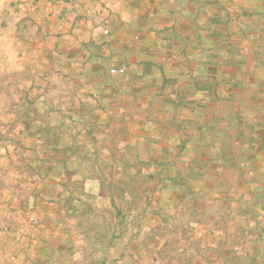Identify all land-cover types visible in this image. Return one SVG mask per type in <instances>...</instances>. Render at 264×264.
Segmentation results:
<instances>
[{"label":"rangeland","instance_id":"374dc122","mask_svg":"<svg viewBox=\"0 0 264 264\" xmlns=\"http://www.w3.org/2000/svg\"><path fill=\"white\" fill-rule=\"evenodd\" d=\"M43 1L0 0V264H264V199L255 197L264 195V17L252 21L245 46L234 47L245 83L215 101L219 115L226 107L232 115L209 127L205 153L154 148L151 162L127 154L123 164L94 157L99 163L74 175L63 164L55 181L38 165L59 148L42 149L22 119L32 109L24 84L33 77L34 31L39 20L50 22L51 0ZM239 155L250 161L246 177L236 172L239 161L225 159ZM195 159L208 161L202 176ZM239 187L247 198L227 201Z\"/></svg>","mask_w":264,"mask_h":264},{"label":"crops","instance_id":"0c3cea01","mask_svg":"<svg viewBox=\"0 0 264 264\" xmlns=\"http://www.w3.org/2000/svg\"><path fill=\"white\" fill-rule=\"evenodd\" d=\"M261 1L51 0L50 22L39 20L34 31L33 77L24 84L32 109L22 116L26 131L38 132L42 149L59 148L38 165L46 168L44 176L59 180L63 164L72 165L74 175L94 157L123 164L133 154L135 162H151L154 148L163 155L176 149L181 157L188 148L205 153L201 141L209 127L219 116L232 115V107L219 115L215 101L232 98L234 85L246 79V65L233 52L254 33V18L264 17ZM123 66L127 73H112ZM118 149L123 155L117 156ZM239 156L225 159L239 161L243 167L236 172L246 177L250 161ZM207 162H193L201 176ZM238 190L227 201L247 198Z\"/></svg>","mask_w":264,"mask_h":264},{"label":"built area","instance_id":"2783aa9c","mask_svg":"<svg viewBox=\"0 0 264 264\" xmlns=\"http://www.w3.org/2000/svg\"><path fill=\"white\" fill-rule=\"evenodd\" d=\"M135 40H138V38L136 37ZM127 72H128L127 67H121V68H119V69H113V70H112V73H113V74L127 73Z\"/></svg>","mask_w":264,"mask_h":264},{"label":"trees","instance_id":"16d2710c","mask_svg":"<svg viewBox=\"0 0 264 264\" xmlns=\"http://www.w3.org/2000/svg\"><path fill=\"white\" fill-rule=\"evenodd\" d=\"M39 1H42V0H39ZM250 259H251V263H255V261L257 260L255 256H251Z\"/></svg>","mask_w":264,"mask_h":264}]
</instances>
